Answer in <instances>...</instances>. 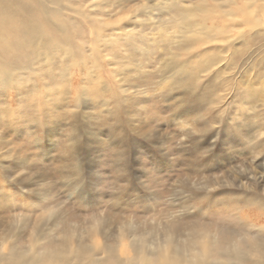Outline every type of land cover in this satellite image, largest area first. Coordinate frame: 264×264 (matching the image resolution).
Instances as JSON below:
<instances>
[{
	"label": "rangeland",
	"instance_id": "374dc122",
	"mask_svg": "<svg viewBox=\"0 0 264 264\" xmlns=\"http://www.w3.org/2000/svg\"><path fill=\"white\" fill-rule=\"evenodd\" d=\"M203 1L77 0L59 24L7 12L26 50L0 66V243L20 229L28 249L37 226L47 242L107 248L201 227L242 236L236 210L209 212L264 194V39L241 28L264 3L203 22ZM91 4L98 18L71 13ZM200 22L215 42L196 38Z\"/></svg>",
	"mask_w": 264,
	"mask_h": 264
},
{
	"label": "bare ground",
	"instance_id": "6f19581e",
	"mask_svg": "<svg viewBox=\"0 0 264 264\" xmlns=\"http://www.w3.org/2000/svg\"><path fill=\"white\" fill-rule=\"evenodd\" d=\"M239 1L243 2L239 3ZM76 2L77 0H0V6H2L0 9V66L8 65L13 55L26 50L19 32L23 26L19 25L16 31H11L13 23L7 25L4 21L9 10L12 9L22 16H29L37 9L43 17L52 18L59 24L65 13L68 15L69 6ZM263 3L264 0H214V4H208L206 8L203 1L192 15L202 14L203 22H208L209 9L213 16L220 13L222 18H226L234 14L232 7L236 8L237 12L245 13L246 10L251 11L250 8L254 6L256 12H259L263 11ZM92 7L94 6L91 4L89 7H84L82 13L76 11L71 13L77 15L80 13L89 18L97 17L92 14ZM259 22L260 24L244 18L241 28L244 29L249 24L250 32L256 31L255 36L251 34V37L264 39V25L261 24L264 23V19ZM3 25L5 28H2ZM199 25L196 38L204 40L203 44L215 42L216 38H213L212 32L214 24L209 27L200 22ZM200 27L203 36L200 35ZM46 31L45 25L35 23L28 33L43 39ZM64 55L68 57L71 53L66 51ZM209 60L215 62L214 57H210ZM6 77L11 80L9 75ZM208 197L214 200L213 196L208 195ZM232 198L234 197L229 195L215 199L212 201L215 207L209 213L223 212L221 208L227 212L236 210L233 213L236 218L229 221L236 227V231L241 232L242 236L239 238L235 236L236 232L231 233V230L223 229L213 232L201 227L198 233L188 234V238L183 243H179L169 235L166 240L151 244L140 240L142 244L137 246L122 244L119 247L107 248L97 242L93 247L83 244L70 246L65 241H45L46 237L41 227L37 226L32 233L28 249L18 246L23 232L19 231L20 229L9 236L13 240L12 243L8 242L9 239H3L0 243V264H264V242L260 239L264 236V224L260 223L264 219V194L245 192L241 200L247 198L244 204L247 208H236L231 205ZM170 231L174 232L173 229ZM123 246L126 247L122 248ZM125 249L132 253L129 252V255L125 256Z\"/></svg>",
	"mask_w": 264,
	"mask_h": 264
}]
</instances>
